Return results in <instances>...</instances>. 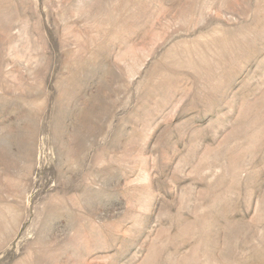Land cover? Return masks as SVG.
<instances>
[{
  "label": "rangeland",
  "instance_id": "1",
  "mask_svg": "<svg viewBox=\"0 0 264 264\" xmlns=\"http://www.w3.org/2000/svg\"><path fill=\"white\" fill-rule=\"evenodd\" d=\"M0 264H264V0H0Z\"/></svg>",
  "mask_w": 264,
  "mask_h": 264
}]
</instances>
